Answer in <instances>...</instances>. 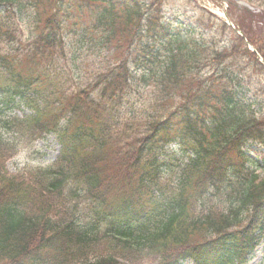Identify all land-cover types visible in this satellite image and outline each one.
Listing matches in <instances>:
<instances>
[{"label":"trees","instance_id":"trees-1","mask_svg":"<svg viewBox=\"0 0 264 264\" xmlns=\"http://www.w3.org/2000/svg\"><path fill=\"white\" fill-rule=\"evenodd\" d=\"M229 14L264 57V35ZM234 39L189 33L162 0H0V264L245 262L264 239L248 154L264 113L240 81L264 67ZM20 106L32 112L7 114ZM49 132L58 159L10 173ZM172 143L188 158L168 179Z\"/></svg>","mask_w":264,"mask_h":264},{"label":"rangeland","instance_id":"rangeland-1","mask_svg":"<svg viewBox=\"0 0 264 264\" xmlns=\"http://www.w3.org/2000/svg\"><path fill=\"white\" fill-rule=\"evenodd\" d=\"M230 2L240 8L248 7L244 0H169L164 10L169 18H173L174 23L180 21L185 24L190 23L191 26H198L197 34L203 32L206 38L213 37V42H217L221 47L229 45L233 33L229 30L223 31L214 14L222 17L221 13L224 9H228ZM203 10H206L207 13ZM240 10L242 11V9ZM249 19L251 20V18ZM252 23L254 30L264 32L262 18L253 16ZM242 74L240 87L242 97L247 98L253 109L264 113V74L255 72L251 66L247 67ZM82 79L84 78L82 77ZM252 150H255L253 151L254 157L257 155L259 158V151L263 149L252 146ZM59 151L60 145L56 137L49 134L32 144L22 145L19 152L7 162V167L11 172H17L28 167L47 166L56 160ZM169 153L172 158L174 156L175 165L173 168L177 169L185 155L176 145L171 146ZM257 160L260 162L262 158ZM247 264H264V243L256 249Z\"/></svg>","mask_w":264,"mask_h":264}]
</instances>
